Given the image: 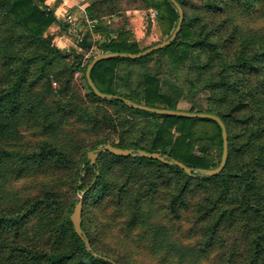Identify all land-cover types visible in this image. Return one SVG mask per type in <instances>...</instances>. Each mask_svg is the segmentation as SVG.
I'll use <instances>...</instances> for the list:
<instances>
[{"label": "trees", "instance_id": "obj_1", "mask_svg": "<svg viewBox=\"0 0 264 264\" xmlns=\"http://www.w3.org/2000/svg\"><path fill=\"white\" fill-rule=\"evenodd\" d=\"M44 1L0 0V186L26 176L36 184L31 192L0 191V264H111L95 254L116 264L142 254L159 264H264V0H176L182 21L168 45L102 59L90 71L103 93L170 109L184 98L191 104L185 110L217 115L227 159L206 176L107 150L89 162L88 151L109 143L212 168L220 127L210 118L156 114L96 96L84 75L92 57L83 61V51L92 44L99 53L149 46L141 48L128 30L111 35L100 26L123 16L122 0H90L85 14L104 38L93 43L86 34L80 51L60 49L47 32L55 16ZM136 1L156 11L167 38L177 23L174 5ZM68 122L74 132L58 138ZM26 130L44 138L25 144ZM78 201L90 249L69 219ZM180 223L182 239L175 236Z\"/></svg>", "mask_w": 264, "mask_h": 264}, {"label": "water", "instance_id": "obj_2", "mask_svg": "<svg viewBox=\"0 0 264 264\" xmlns=\"http://www.w3.org/2000/svg\"><path fill=\"white\" fill-rule=\"evenodd\" d=\"M169 1L174 5V7L177 11V14H178V18H177V23H176L175 28L173 29V31L170 33V35L167 38H165L164 40H162V41H160L154 45H151V46H149V47H147V48H145L142 51H139L137 53L111 52V51L99 53V54L95 55L94 57H92V59L87 63L86 68H85V72H84L85 79H86L87 85L90 87V89L94 92V94L96 96H98L100 98H104L107 100H110L112 98H119L126 105H128L132 108L140 109V110H144V111H149V112L156 113V114H167V115L185 116V117L210 118V119L215 120L218 123V125L220 127V131H221L222 147H221L220 159H219L217 165L215 167H212V168H207V169L191 168V167L184 165L179 160H176L173 158H168L167 156L162 155L159 152H148V151H144L141 149H137V150H132V149H128V148L122 149L119 147L112 146L109 143H104L101 146L97 147L96 149L87 152V158L91 164H93L95 162V159H96L97 154L99 152H101L103 150H107L113 154H117V155H121V156L133 155V156L147 157L150 159L159 160L163 163L174 164V165H177L178 167L182 168L184 170V172L189 174V175H195V173H198L201 176L215 175V174L219 173L225 165V162L227 159V135H226L224 124L217 115H215L213 113H208V112L189 111V110L178 109V108L170 109V108L154 107V106H149V105H145V104H139V103L133 102V101L126 99V98H123V97H118V96H115L112 94H107V93H103V92L99 91L91 79L90 71H91L92 67L94 66V64L96 62H98L99 60L110 58V57H116V56L127 57V58H136V57L142 56L146 53H149L153 50H157V49H160V48L168 45L175 38V35H176V33L180 27L181 21H182V8H181V6L178 4V2L176 0H169ZM80 215H81V202L78 201L74 204L73 209H72L71 213L69 214V219L71 221L74 232L81 238L85 247L87 249H90L89 242H88L86 236L84 235V233L80 227V219H81ZM91 253L95 254L93 252H91ZM95 255L99 258H102L105 261L111 262V264H116L114 261H112L108 257L101 256L99 254H95Z\"/></svg>", "mask_w": 264, "mask_h": 264}, {"label": "rangeland", "instance_id": "obj_3", "mask_svg": "<svg viewBox=\"0 0 264 264\" xmlns=\"http://www.w3.org/2000/svg\"><path fill=\"white\" fill-rule=\"evenodd\" d=\"M121 5L122 7L124 8L123 10V15L126 17L123 18L122 16H112V17H108L110 19H112V25L114 27V31L116 30H119V28H122V29H125V30H128L130 33H131V39L136 41L138 43V45L143 48V47H147V46H151V45H154L153 43H156V42H160L162 40L165 39V36H161L160 35V31H159V28L156 24V19H155V16H156V11L154 9H149L152 17L154 18L153 19V22L150 21V26L147 27V20H150L149 19V14H144V25L141 26H136L137 27V31L134 32V35L132 34L131 30L129 28H126V26H129V14H127L128 12H131L132 10L134 9H139V10H143L145 11L146 9H141L139 8V1H136V0H122L121 1ZM149 15V16H148ZM139 28V29H138ZM114 31H110L111 34H116ZM80 51V50H79ZM99 54V50L96 52L95 55ZM93 56V57H94ZM75 77V83L77 85V87L81 90V92H84V86H83V83L81 80H79V76H76L74 75ZM83 86V87H82ZM205 97H206V94L205 92H201L197 95L196 97V106L197 108H204L205 106ZM191 104L186 101L184 98H181L178 103H177V106H178V109H187L189 108ZM76 127V126H75ZM74 126L72 127V125L68 122L66 123L65 125H63V128L61 129V133L59 134V137L58 138H67L69 137L68 135L70 133H73L74 132ZM22 132V142L25 143V144H31L32 142H37L38 140H41L44 138L43 135H41L37 130H26V131H21ZM34 178H30V177H23V178H10L9 180H7L6 182H4L2 184V186H0V191L1 190H10L11 191H16V192H19V191H28V192H31L32 190H34V188L31 187L32 186H35L36 187V184L31 182V180H33ZM31 183V184H30ZM31 187V188H30ZM121 219H119L120 221ZM181 225L179 226L180 230L181 231H176L175 232V236L177 238H180L182 239V234L186 228V225L184 223H180ZM115 233L119 236V237H123V233H122V230L120 229H116L115 230ZM183 243H186L188 242L186 240V238H183L182 240ZM133 264H159L158 261L152 259V257H149L147 255H141V257L139 258H136L135 262ZM170 264V263H169ZM202 264H208L206 262L202 263Z\"/></svg>", "mask_w": 264, "mask_h": 264}, {"label": "crops", "instance_id": "obj_4", "mask_svg": "<svg viewBox=\"0 0 264 264\" xmlns=\"http://www.w3.org/2000/svg\"><path fill=\"white\" fill-rule=\"evenodd\" d=\"M88 1L90 0H45L44 1L45 5L48 8L52 9L53 14L55 16V21L49 26L47 32L52 35L53 42L58 48L64 50L73 49L79 51V47L75 43V35L79 31H84V34L85 32L86 34L87 33L90 34L91 40L92 41L94 40L93 43H96V41H101L104 38L105 36L104 34L106 31L109 32L114 31V27L112 25V19L110 18H103L100 22V26L105 28V32L94 31V30L89 31L88 29H85L86 24L82 20V12L84 11V5ZM68 12L72 13L73 16L75 17V20L72 24H68L65 21V15ZM147 13L150 15V16L148 15L150 19L149 21L153 22L154 18L152 17L149 9H146L145 11L134 9L131 12L127 13L129 14L128 16H129L130 25L126 26V28H129L133 35L134 32L137 31L136 26L144 25L145 20L143 15ZM122 17L124 18L125 16L123 15ZM117 31L118 30L114 32L116 33Z\"/></svg>", "mask_w": 264, "mask_h": 264}, {"label": "built area", "instance_id": "obj_5", "mask_svg": "<svg viewBox=\"0 0 264 264\" xmlns=\"http://www.w3.org/2000/svg\"><path fill=\"white\" fill-rule=\"evenodd\" d=\"M75 20V17L73 16L72 13L68 12L65 15V21L68 24H72ZM82 20L83 22L86 24V29H88L89 31H93L97 25V21L96 20H91L87 17V15L85 14V11L82 12ZM84 30V29H83ZM84 37V31H79L76 33L75 35V43L76 45L79 47L80 42L83 40ZM79 50L80 47H79ZM98 47L95 44H92L91 47L85 51H83V61L91 58L94 56V54H96V52L98 51ZM76 76L80 75L79 71H76L75 73Z\"/></svg>", "mask_w": 264, "mask_h": 264}, {"label": "bare ground", "instance_id": "obj_6", "mask_svg": "<svg viewBox=\"0 0 264 264\" xmlns=\"http://www.w3.org/2000/svg\"><path fill=\"white\" fill-rule=\"evenodd\" d=\"M73 7H74V6H73ZM84 11H85V10H84ZM77 16H78V15H77ZM81 26H82V25H81ZM96 26H97V25H96ZM85 29H86V28H85ZM81 30H82V29H81ZM85 34H86V32H85ZM85 34H84V35H85ZM87 34H88V33H87ZM89 35H90V34H89ZM99 35H100V34H99ZM88 37H90V36H88ZM95 40H96V39H95ZM93 41H94V40H93ZM90 42H91V41H90Z\"/></svg>", "mask_w": 264, "mask_h": 264}]
</instances>
